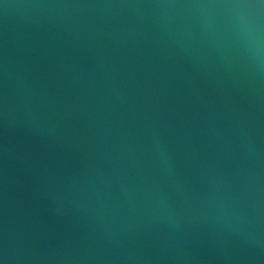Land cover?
<instances>
[{"label":"water","instance_id":"95a60500","mask_svg":"<svg viewBox=\"0 0 264 264\" xmlns=\"http://www.w3.org/2000/svg\"><path fill=\"white\" fill-rule=\"evenodd\" d=\"M0 264H264V0H0Z\"/></svg>","mask_w":264,"mask_h":264}]
</instances>
